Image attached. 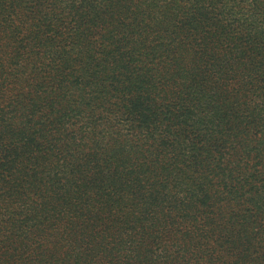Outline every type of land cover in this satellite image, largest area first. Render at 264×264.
Segmentation results:
<instances>
[{"label":"trees","instance_id":"trees-1","mask_svg":"<svg viewBox=\"0 0 264 264\" xmlns=\"http://www.w3.org/2000/svg\"><path fill=\"white\" fill-rule=\"evenodd\" d=\"M0 264H264V0H0Z\"/></svg>","mask_w":264,"mask_h":264}]
</instances>
